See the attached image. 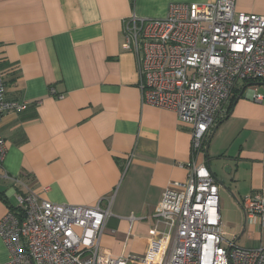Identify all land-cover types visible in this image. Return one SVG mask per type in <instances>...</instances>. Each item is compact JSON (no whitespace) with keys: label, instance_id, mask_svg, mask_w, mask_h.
I'll use <instances>...</instances> for the list:
<instances>
[{"label":"crops","instance_id":"1","mask_svg":"<svg viewBox=\"0 0 264 264\" xmlns=\"http://www.w3.org/2000/svg\"><path fill=\"white\" fill-rule=\"evenodd\" d=\"M209 1L0 0L6 97L29 103L0 126L7 149L0 221L26 186L58 205L94 207L110 198L100 250L139 264L165 189L188 177L192 127L174 111L143 104L138 59L123 47L124 22L164 19L173 5ZM236 10L264 17V0H236ZM252 89L264 96V83L241 82L200 159L220 185L225 250L264 247V220L245 217L241 207L264 196V101L249 99ZM9 260L0 236V264Z\"/></svg>","mask_w":264,"mask_h":264},{"label":"built area","instance_id":"2","mask_svg":"<svg viewBox=\"0 0 264 264\" xmlns=\"http://www.w3.org/2000/svg\"><path fill=\"white\" fill-rule=\"evenodd\" d=\"M123 47L138 59L143 104L174 111L192 127L188 177L165 189L154 235L144 257L135 259L139 264H264V247L233 244L222 249L220 185L200 160L215 128L229 115L238 85L264 83V17L237 12L236 0L173 5L164 19L125 21ZM6 93L0 71V126L6 114L21 113L29 105L8 101ZM51 94L56 95L53 90ZM248 96L255 103L264 101L256 89ZM6 152L0 130V165ZM14 196L16 204L0 221L10 255L7 264L130 261L100 250L112 214L110 198L94 207L58 205L42 201L27 186ZM103 201L108 203L105 208ZM241 207L245 217L264 220V196L248 197ZM159 225L165 229L159 231Z\"/></svg>","mask_w":264,"mask_h":264},{"label":"trees","instance_id":"3","mask_svg":"<svg viewBox=\"0 0 264 264\" xmlns=\"http://www.w3.org/2000/svg\"><path fill=\"white\" fill-rule=\"evenodd\" d=\"M236 100H237V98H235V97L232 98V100H231V110H232V106L234 105V103H235ZM9 206H11V204Z\"/></svg>","mask_w":264,"mask_h":264},{"label":"rangeland","instance_id":"4","mask_svg":"<svg viewBox=\"0 0 264 264\" xmlns=\"http://www.w3.org/2000/svg\"><path fill=\"white\" fill-rule=\"evenodd\" d=\"M222 196L220 195V198H221Z\"/></svg>","mask_w":264,"mask_h":264}]
</instances>
